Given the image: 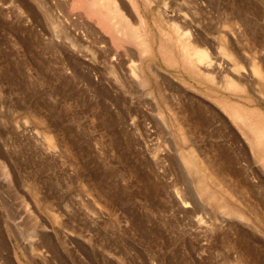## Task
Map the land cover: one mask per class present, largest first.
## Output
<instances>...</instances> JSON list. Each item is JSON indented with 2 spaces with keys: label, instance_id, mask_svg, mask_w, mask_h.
<instances>
[{
  "label": "rangeland",
  "instance_id": "rangeland-1",
  "mask_svg": "<svg viewBox=\"0 0 264 264\" xmlns=\"http://www.w3.org/2000/svg\"><path fill=\"white\" fill-rule=\"evenodd\" d=\"M150 2L0 0V264H264V0Z\"/></svg>",
  "mask_w": 264,
  "mask_h": 264
},
{
  "label": "bare ground",
  "instance_id": "bare-ground-1",
  "mask_svg": "<svg viewBox=\"0 0 264 264\" xmlns=\"http://www.w3.org/2000/svg\"><path fill=\"white\" fill-rule=\"evenodd\" d=\"M143 1H147L148 2V5H149V0H143ZM155 1H158V0H154ZM153 0L150 2L152 3ZM75 5L76 7H78L79 9H81L83 11V13L86 15V17L88 18H95L96 21H97V24L100 25V29L104 30V32L106 34H109L110 35V38L112 40L113 43H116L118 45H123L125 46V49L126 50H129V52L133 51L131 50V48H129L128 45L127 46V43H123V41L121 40L120 38V33L119 32H122L125 28H127V24H131L132 23V20L137 18L141 21H143L144 18L143 17V11H142V8H141V3H140V0H75ZM145 4V3H144ZM153 4V3H152ZM151 5V4H150ZM165 6V5H164ZM75 7V8H76ZM149 7V6H148ZM103 8V9H102ZM164 8V7H163ZM152 9V8H151ZM150 9V10H151ZM164 11V9H162ZM174 10V9H173ZM162 12V11H161ZM165 13V12H164ZM87 18V19H88ZM111 19L116 21L117 25H120L121 27H118L119 31H117L116 29V23L115 25H112L111 23ZM169 19V18H168ZM138 20V21H139ZM175 21V20H174ZM134 23V22H133ZM144 23V22H143ZM134 25V24H133ZM97 26V25H96ZM132 26V25H131ZM137 26V25H136ZM134 28V27H133ZM143 28V27H142ZM130 29V28H129ZM128 30V29H126ZM134 30V29H133ZM136 30V29H135ZM142 30V29H140ZM126 32V31H125ZM129 33V31H128ZM130 33H133V32H130ZM129 33V34H130ZM142 33V32H141ZM146 33V32H145ZM135 34V33H134ZM144 35V34H142ZM180 35V34H179ZM122 36V35H121ZM129 36V35H128ZM136 36V35H135ZM141 36V34H140ZM123 37V36H122ZM132 37V36H130ZM145 38V35L143 36ZM137 38V37H136ZM139 38V37H138ZM137 38V39H138ZM143 38V39H144ZM183 39V38H182ZM189 39V38H188ZM126 40H129L130 39H126ZM133 40V39H132ZM144 44H145V41H143ZM186 42V41H184ZM181 43H183V40H181ZM143 45V44H142ZM122 47V46H121ZM132 47V46H131ZM147 47V46H146ZM149 47V46H148ZM184 48L186 50V52L188 53V55L186 56L188 59H194L195 63H204L205 65L206 64H209V63H212L211 60V56L209 54V50L207 49H203V48H198V46H194L192 44H190L189 42L187 43H184ZM123 49V48H122ZM163 49V48H161ZM165 49V48H164ZM124 50V49H123ZM125 50V51H126ZM147 50V48H146ZM143 51V50H142ZM161 51V50H160ZM141 52V51H139ZM128 53V52H127ZM142 53V52H141ZM186 53V54H187ZM140 55V54H139ZM143 55V54H142ZM141 56V55H140ZM187 63L188 60H187ZM198 64V65H199ZM256 65V64H255ZM254 65V72L259 75V76H262L263 75V72L262 70L258 67V66H255ZM253 71V70H252ZM255 74V75H256ZM263 77V76H262ZM231 78V77H230ZM260 78V77H259ZM234 79V78H233ZM233 81V80H232ZM224 103V102H223ZM226 104H228L229 106V109L231 110V112H233V117L236 116L237 119H239V121H243L245 120V115L247 116V114L244 112L242 106H239L238 104H235L234 102L231 104L227 101ZM224 107V105H223ZM225 109V107H224ZM257 109V108H256ZM228 110V109H227ZM252 110V109H251ZM259 110V109H258ZM257 110L256 112V118L253 119L252 117V121H250L251 118H249V116L247 118H249L248 120L250 121V123H248V125H246L247 127L249 126V129H251V132L249 133L248 130H241L242 133L243 131H247V132H244L246 133L245 135H247L250 143L252 144L253 148L252 150L255 151V153L259 154L260 155V159L262 160L263 162V165H264V114L262 112H259ZM226 112V111H225ZM254 113V111H253ZM251 116H253L251 113L249 114ZM229 117V116H228ZM254 117V116H253ZM247 120V119H246ZM236 121V120H234ZM238 121V120H237ZM239 124V123H238ZM243 124V123H241ZM247 124V123H245ZM239 126V125H237ZM241 128V127H240ZM247 129V128H246ZM183 131V129H182ZM185 131V130H184ZM240 131V132H241ZM184 133V132H183ZM244 135V134H243ZM246 137V136H245ZM247 139V140H248ZM246 140V139H245ZM248 141V142H249ZM251 146V145H250ZM234 159V158H233ZM260 165V164H259ZM258 165V166H259ZM262 165V164H261ZM260 165V166H261ZM263 169V167H262ZM213 195V194H211ZM217 197V196H216ZM224 204V203H223ZM228 210H232V208L230 207H227ZM241 211V209H240ZM240 211H233V212H240ZM231 212V211H229ZM242 216V214H241ZM246 216V215H245ZM258 216V215H257ZM261 216V215H260ZM264 216V215H262ZM259 217V216H258ZM246 218V217H245ZM260 219V217H259ZM263 219V217H262ZM261 219V220H262ZM263 222V220H262ZM264 224V223H263Z\"/></svg>",
  "mask_w": 264,
  "mask_h": 264
}]
</instances>
